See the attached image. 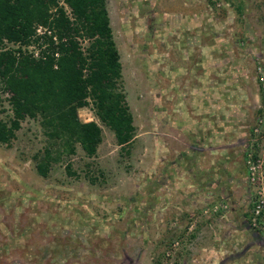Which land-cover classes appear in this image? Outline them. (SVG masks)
Instances as JSON below:
<instances>
[{
  "label": "crops",
  "instance_id": "obj_1",
  "mask_svg": "<svg viewBox=\"0 0 264 264\" xmlns=\"http://www.w3.org/2000/svg\"><path fill=\"white\" fill-rule=\"evenodd\" d=\"M154 6L161 62L170 35L172 64L170 71L157 67L154 179L150 166L139 184V211L153 233H189L190 264H264V236L250 225L254 189L245 166L252 129L264 115L254 66L256 56L264 61V0ZM148 134L140 138L148 142Z\"/></svg>",
  "mask_w": 264,
  "mask_h": 264
},
{
  "label": "rangeland",
  "instance_id": "obj_2",
  "mask_svg": "<svg viewBox=\"0 0 264 264\" xmlns=\"http://www.w3.org/2000/svg\"><path fill=\"white\" fill-rule=\"evenodd\" d=\"M154 4L155 0H107L123 67V91L137 128L129 146L122 150L90 100L79 118L96 122L103 131L94 157L79 144L75 154L68 153L66 138L52 139L40 117L25 120L10 146L0 144V264H190L189 233L181 239L177 233H153L155 227L145 223L146 215L139 211L144 198L140 181L151 168L149 181L154 179L157 67L170 71L172 64L170 35L161 62ZM89 43L82 41V48ZM30 51L39 54L34 46ZM7 97L0 91V120L5 122L12 116ZM146 131L148 142L144 135L140 138ZM45 149L62 156L47 178L37 173L34 159Z\"/></svg>",
  "mask_w": 264,
  "mask_h": 264
},
{
  "label": "trees",
  "instance_id": "obj_3",
  "mask_svg": "<svg viewBox=\"0 0 264 264\" xmlns=\"http://www.w3.org/2000/svg\"><path fill=\"white\" fill-rule=\"evenodd\" d=\"M82 41L90 42L86 50ZM0 45V91L12 112L8 122L0 120V144L10 146L25 120L40 117L52 139L66 138L68 153L75 154L79 144L94 157L103 131L79 118L89 100L122 150L132 143L137 128L123 91L107 0H0ZM61 157L51 149L36 154L37 173L47 178Z\"/></svg>",
  "mask_w": 264,
  "mask_h": 264
},
{
  "label": "built area",
  "instance_id": "obj_4",
  "mask_svg": "<svg viewBox=\"0 0 264 264\" xmlns=\"http://www.w3.org/2000/svg\"><path fill=\"white\" fill-rule=\"evenodd\" d=\"M37 33L43 35L45 30L38 28ZM28 50L30 51L31 47H28ZM32 54L39 58L38 53ZM254 66L257 83L264 91V61L261 57H255ZM245 166L247 181L254 189L250 225L253 230L264 236V115L258 118L252 129L251 138L245 151ZM219 211L220 208L215 207L214 212L218 213Z\"/></svg>",
  "mask_w": 264,
  "mask_h": 264
}]
</instances>
